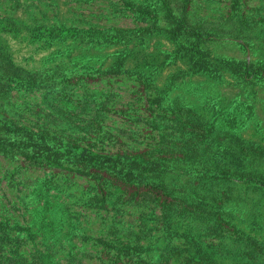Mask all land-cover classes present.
Instances as JSON below:
<instances>
[{"label": "rangeland", "instance_id": "obj_1", "mask_svg": "<svg viewBox=\"0 0 264 264\" xmlns=\"http://www.w3.org/2000/svg\"><path fill=\"white\" fill-rule=\"evenodd\" d=\"M2 125L0 264H264V0H0Z\"/></svg>", "mask_w": 264, "mask_h": 264}, {"label": "trees", "instance_id": "obj_2", "mask_svg": "<svg viewBox=\"0 0 264 264\" xmlns=\"http://www.w3.org/2000/svg\"><path fill=\"white\" fill-rule=\"evenodd\" d=\"M183 18V17H182ZM180 20V19H179ZM187 32V31H186ZM6 126L2 125L0 126V131L1 130H6ZM2 138H0V153L6 155L7 153H9V156H15L16 154L19 156H23L25 159H27L28 161H31L33 165H38L39 163H41L43 161V159H39V156L42 155L43 152L47 153L50 149L47 147L46 142L44 141V139H42L41 137L40 140H34L30 137H27V139L25 141H5L3 138V136H1ZM81 154L84 155L83 159L85 160H93V157H86L85 156V151H81ZM37 157V158H36ZM146 162V161H145ZM90 167V166H89ZM133 168H137L136 165L133 162V167H131L130 169L133 170ZM85 171V170H84ZM84 171H80V172H84ZM131 174L132 171H130ZM90 175V173H87ZM133 177L130 174H123V181L126 184L127 182L130 183V185H135L138 186L137 184H139V186H142L141 179H132ZM160 192L164 193L162 190H160ZM164 195V194H163ZM157 196V195H155ZM10 240V239H9ZM12 241V240H11ZM17 242V241H15ZM17 248H15L14 250L11 251V254L13 256H15V259H18L17 255ZM11 264H17L16 261H14L13 259H9Z\"/></svg>", "mask_w": 264, "mask_h": 264}]
</instances>
